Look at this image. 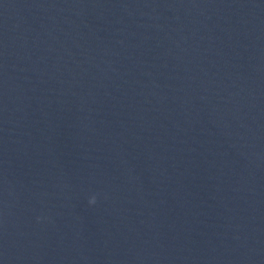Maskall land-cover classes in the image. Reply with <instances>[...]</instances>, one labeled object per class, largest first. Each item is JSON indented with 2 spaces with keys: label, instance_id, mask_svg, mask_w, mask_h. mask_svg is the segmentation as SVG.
<instances>
[{
  "label": "water",
  "instance_id": "1",
  "mask_svg": "<svg viewBox=\"0 0 264 264\" xmlns=\"http://www.w3.org/2000/svg\"><path fill=\"white\" fill-rule=\"evenodd\" d=\"M0 264H264V0H0Z\"/></svg>",
  "mask_w": 264,
  "mask_h": 264
},
{
  "label": "clouds",
  "instance_id": "2",
  "mask_svg": "<svg viewBox=\"0 0 264 264\" xmlns=\"http://www.w3.org/2000/svg\"><path fill=\"white\" fill-rule=\"evenodd\" d=\"M95 202H96V198H95V196H93V197L89 200V203H90V204H95Z\"/></svg>",
  "mask_w": 264,
  "mask_h": 264
}]
</instances>
